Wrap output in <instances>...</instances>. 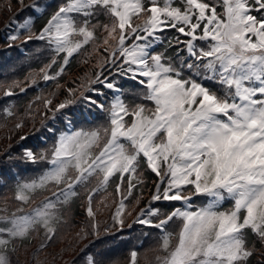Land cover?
Here are the masks:
<instances>
[{"label": "snow or ice", "instance_id": "1", "mask_svg": "<svg viewBox=\"0 0 264 264\" xmlns=\"http://www.w3.org/2000/svg\"><path fill=\"white\" fill-rule=\"evenodd\" d=\"M0 15V264H141L117 255L136 226L157 233L151 264H264V0Z\"/></svg>", "mask_w": 264, "mask_h": 264}, {"label": "trees", "instance_id": "2", "mask_svg": "<svg viewBox=\"0 0 264 264\" xmlns=\"http://www.w3.org/2000/svg\"><path fill=\"white\" fill-rule=\"evenodd\" d=\"M4 2H6V0H0V5H2ZM5 19H6V17L4 15H0V31L4 27L3 24H4ZM3 32H4V30H2L0 34H2ZM7 53H5L3 51H0V62H1V64H4L5 66L10 65L12 63H15V61H16V53L15 52H9V56H8L9 59H7L5 57ZM85 70H86V67L84 65H80L79 67H74L71 70V74L67 77V79L71 80L74 76L83 75V72ZM4 73H3L2 76H0V77H2L1 79H3ZM38 92H39V89L35 93L30 92L29 93V96L27 98H25L23 102H26L27 99L32 98L33 96H35L36 94H38ZM28 126H32L31 123H29ZM0 128H3V127H0ZM4 141H6V139L4 137V134L0 133V149H2V146H4V144H5V143H3ZM79 218L80 217H78V219ZM136 231H137V228H136V230L134 232H136ZM153 241H156V240L149 239L148 241H146V243L144 244L143 248L141 249L142 251L140 250L141 251V259L144 257V253H145V251L147 249H150L151 246H155V243Z\"/></svg>", "mask_w": 264, "mask_h": 264}, {"label": "rangeland", "instance_id": "3", "mask_svg": "<svg viewBox=\"0 0 264 264\" xmlns=\"http://www.w3.org/2000/svg\"><path fill=\"white\" fill-rule=\"evenodd\" d=\"M151 249L153 248L147 249L144 253V257L142 258V260L146 261L144 264H151V262L154 260V255Z\"/></svg>", "mask_w": 264, "mask_h": 264}]
</instances>
